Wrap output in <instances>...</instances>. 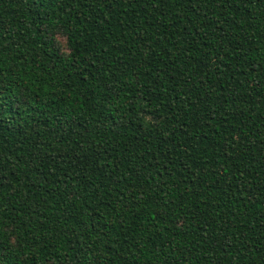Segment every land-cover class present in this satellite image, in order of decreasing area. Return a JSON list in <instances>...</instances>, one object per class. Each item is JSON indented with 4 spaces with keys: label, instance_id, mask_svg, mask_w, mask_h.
<instances>
[{
    "label": "trees",
    "instance_id": "trees-1",
    "mask_svg": "<svg viewBox=\"0 0 264 264\" xmlns=\"http://www.w3.org/2000/svg\"><path fill=\"white\" fill-rule=\"evenodd\" d=\"M0 264H264V0H0Z\"/></svg>",
    "mask_w": 264,
    "mask_h": 264
}]
</instances>
